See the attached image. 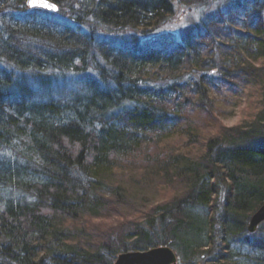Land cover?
<instances>
[{"label":"trees","instance_id":"1","mask_svg":"<svg viewBox=\"0 0 264 264\" xmlns=\"http://www.w3.org/2000/svg\"><path fill=\"white\" fill-rule=\"evenodd\" d=\"M53 1L0 0V264H264V0Z\"/></svg>","mask_w":264,"mask_h":264},{"label":"water","instance_id":"2","mask_svg":"<svg viewBox=\"0 0 264 264\" xmlns=\"http://www.w3.org/2000/svg\"><path fill=\"white\" fill-rule=\"evenodd\" d=\"M36 7L33 6V0H28L31 8L45 9L49 12L58 10V4L53 0H34ZM55 5V8H45L43 5ZM264 222V204L251 216L247 227L251 233L256 232L260 224ZM117 260L113 264H182L183 259L177 255L176 251L169 245H159L149 248V250L127 251L117 255Z\"/></svg>","mask_w":264,"mask_h":264},{"label":"rangeland","instance_id":"3","mask_svg":"<svg viewBox=\"0 0 264 264\" xmlns=\"http://www.w3.org/2000/svg\"><path fill=\"white\" fill-rule=\"evenodd\" d=\"M214 6L210 7V6H205V5H192V7L190 6H185L183 4H177L176 5V11L175 13L171 16L170 21L165 24L164 26H161L160 29L162 28V30H174V31H179L182 29V26L188 25V24H192L194 21H197L198 19H200V15L201 13H203V11L206 10H214V8H216L215 3H213ZM155 33H158L155 32ZM244 101L247 103L248 102V106H250L251 103V99H245ZM245 103H243L242 105H240L239 108H237L236 112H234L235 114L230 115L229 117L223 118V122L225 124H227L228 126L230 125H236L239 124L240 120L244 117V113L242 112V110H244L247 106ZM110 222L108 219L103 220H97L96 221V225L94 227H97L99 229V231H97L98 234H103L105 233V231L108 233L109 230L112 229V227L110 226ZM259 227V226H258ZM254 237H252L253 239ZM236 245V244H235ZM260 251V250H257ZM242 252L246 253L249 252L251 253V249L246 246L242 248Z\"/></svg>","mask_w":264,"mask_h":264},{"label":"snow or ice","instance_id":"4","mask_svg":"<svg viewBox=\"0 0 264 264\" xmlns=\"http://www.w3.org/2000/svg\"><path fill=\"white\" fill-rule=\"evenodd\" d=\"M33 6L34 7L38 6V5L35 4L34 0H33ZM43 6L45 8H53V9L55 8V5H49L48 3H45Z\"/></svg>","mask_w":264,"mask_h":264}]
</instances>
